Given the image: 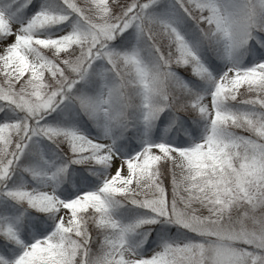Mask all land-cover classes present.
Listing matches in <instances>:
<instances>
[{
  "label": "snow or ice",
  "instance_id": "snow-or-ice-1",
  "mask_svg": "<svg viewBox=\"0 0 264 264\" xmlns=\"http://www.w3.org/2000/svg\"><path fill=\"white\" fill-rule=\"evenodd\" d=\"M0 264H264V0H0Z\"/></svg>",
  "mask_w": 264,
  "mask_h": 264
}]
</instances>
